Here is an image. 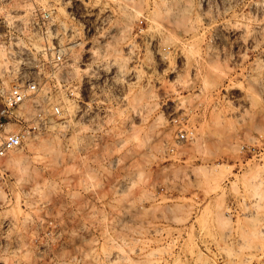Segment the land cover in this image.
<instances>
[{
	"label": "rangeland",
	"instance_id": "obj_1",
	"mask_svg": "<svg viewBox=\"0 0 264 264\" xmlns=\"http://www.w3.org/2000/svg\"><path fill=\"white\" fill-rule=\"evenodd\" d=\"M50 1L79 44L7 125L61 109L0 159V264H34L48 217L57 264H264V7L206 25L191 0Z\"/></svg>",
	"mask_w": 264,
	"mask_h": 264
},
{
	"label": "built area",
	"instance_id": "obj_2",
	"mask_svg": "<svg viewBox=\"0 0 264 264\" xmlns=\"http://www.w3.org/2000/svg\"><path fill=\"white\" fill-rule=\"evenodd\" d=\"M191 1L199 21L206 25L213 24L212 22L219 24L220 14L224 15L231 7L249 8L250 11H255V14L258 7H264V0ZM17 2L30 3L25 22L15 15L16 9H10L0 15V159L9 151L20 147L23 136L47 129L53 124L54 117L60 114L61 109L58 104H54L50 112L43 110L37 104L34 113L31 114L33 121L27 127H19L16 130L6 129L9 123L21 124L28 115L18 113L15 109L39 92L40 70L44 65L46 64L49 69V79L59 83L61 81L59 73L69 48L79 44L72 37L73 33L67 37V31L62 27L60 32L55 22L51 1L44 3L42 0H0V8L7 4L16 6ZM144 19L140 18L139 22L142 23ZM222 24H220L221 29L224 27ZM228 34L224 31L219 33L210 27V32L205 35L208 50L224 54L227 46L224 40ZM76 42L78 43L75 44ZM190 134L191 132L186 130L179 131L176 143L186 141L190 138ZM12 223L9 217L2 219L3 234L12 227ZM42 223L45 227L46 240L43 243L36 241L37 236L33 234L27 243L34 247V264H57L55 247H63L65 241L58 236L60 231L56 230L53 219L48 217ZM31 231L33 232V229Z\"/></svg>",
	"mask_w": 264,
	"mask_h": 264
},
{
	"label": "bare ground",
	"instance_id": "obj_3",
	"mask_svg": "<svg viewBox=\"0 0 264 264\" xmlns=\"http://www.w3.org/2000/svg\"><path fill=\"white\" fill-rule=\"evenodd\" d=\"M30 3H20V2H17V5H21V6H25V5H29ZM60 25L61 27L63 28L64 31H68L69 29L63 24L60 22ZM76 41V40H73V42ZM78 42H76L75 44H77ZM160 53V52H159ZM161 54V53H160Z\"/></svg>",
	"mask_w": 264,
	"mask_h": 264
}]
</instances>
